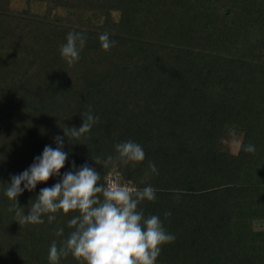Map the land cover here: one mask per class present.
I'll use <instances>...</instances> for the list:
<instances>
[{
	"label": "trees",
	"instance_id": "obj_1",
	"mask_svg": "<svg viewBox=\"0 0 264 264\" xmlns=\"http://www.w3.org/2000/svg\"><path fill=\"white\" fill-rule=\"evenodd\" d=\"M12 1L0 0V183L91 108L100 120L65 138L60 172L87 163L100 183L118 171L122 183L153 185L156 201L141 206L176 236L157 264H264V0H23L20 9ZM69 31L86 35L71 66L59 54ZM102 32L116 41L109 50ZM229 131L241 135L236 151L222 148ZM128 139L143 146L142 163L103 168L92 159ZM248 143L254 152L242 150ZM59 178L20 195L25 214ZM2 187L0 264H49L51 241L62 239L55 228L66 236L69 217L21 223Z\"/></svg>",
	"mask_w": 264,
	"mask_h": 264
},
{
	"label": "clouds",
	"instance_id": "obj_2",
	"mask_svg": "<svg viewBox=\"0 0 264 264\" xmlns=\"http://www.w3.org/2000/svg\"><path fill=\"white\" fill-rule=\"evenodd\" d=\"M100 46L109 50L116 43L108 32L98 36ZM86 43V35L69 31L65 41L59 45V54L68 65H74ZM100 117L89 108L82 115V123L63 126L64 135L54 137L55 147L45 145L40 155L34 157L28 168L11 175L10 182L0 183L3 195L11 202L14 211L24 224L41 225L45 219L49 224L58 215L68 216L66 224L70 231L65 236L64 227H56L49 245V264H60L62 258L71 255L79 264H157L165 244L174 242L176 236L169 232L158 214L146 215L141 206L145 201L155 202L157 189L146 184L137 187L120 181L100 183L101 172L87 163L77 167L71 163L69 170L61 174L69 152L64 150L65 138L78 139L88 134ZM244 152H254L252 143L241 146ZM115 154L106 157L92 156L103 168L134 167L142 163L146 154L143 146L128 139L115 143ZM151 172H157L156 165L149 162ZM50 177H60L51 186L42 187L28 206H19V197L27 191H34L39 183ZM173 198L180 199L181 189H173ZM170 216V212H165Z\"/></svg>",
	"mask_w": 264,
	"mask_h": 264
},
{
	"label": "rangeland",
	"instance_id": "obj_3",
	"mask_svg": "<svg viewBox=\"0 0 264 264\" xmlns=\"http://www.w3.org/2000/svg\"><path fill=\"white\" fill-rule=\"evenodd\" d=\"M12 6L15 8H22L24 7V1L23 0H13L12 1ZM33 9L35 12L42 13L44 12L45 9V4L44 3H35L33 5ZM231 132V133H230ZM241 141V135L235 134L233 131H229L228 136L225 138V140L222 142V148L223 150H228V151H236L239 147ZM261 170H263L264 173V162L260 163ZM262 173V175H264Z\"/></svg>",
	"mask_w": 264,
	"mask_h": 264
},
{
	"label": "built area",
	"instance_id": "obj_4",
	"mask_svg": "<svg viewBox=\"0 0 264 264\" xmlns=\"http://www.w3.org/2000/svg\"><path fill=\"white\" fill-rule=\"evenodd\" d=\"M121 181V174L118 171H111L106 176V184L110 182ZM130 185V184H129Z\"/></svg>",
	"mask_w": 264,
	"mask_h": 264
}]
</instances>
